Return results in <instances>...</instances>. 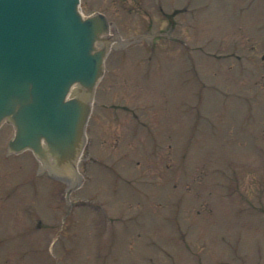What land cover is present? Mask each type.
Wrapping results in <instances>:
<instances>
[{"label": "rangeland", "instance_id": "374dc122", "mask_svg": "<svg viewBox=\"0 0 264 264\" xmlns=\"http://www.w3.org/2000/svg\"><path fill=\"white\" fill-rule=\"evenodd\" d=\"M81 12L105 14L117 41L83 181L66 201L30 152L7 155L4 124L0 264H264V0H81Z\"/></svg>", "mask_w": 264, "mask_h": 264}, {"label": "water", "instance_id": "95a60500", "mask_svg": "<svg viewBox=\"0 0 264 264\" xmlns=\"http://www.w3.org/2000/svg\"><path fill=\"white\" fill-rule=\"evenodd\" d=\"M78 3L0 0V122L16 127L13 150L60 162L78 149L89 111L79 96L90 97L101 72L104 51L94 43L106 25L102 17L82 19ZM76 83L80 95L66 101Z\"/></svg>", "mask_w": 264, "mask_h": 264}, {"label": "bare ground", "instance_id": "6f19581e", "mask_svg": "<svg viewBox=\"0 0 264 264\" xmlns=\"http://www.w3.org/2000/svg\"><path fill=\"white\" fill-rule=\"evenodd\" d=\"M109 39H112V37H109Z\"/></svg>", "mask_w": 264, "mask_h": 264}]
</instances>
